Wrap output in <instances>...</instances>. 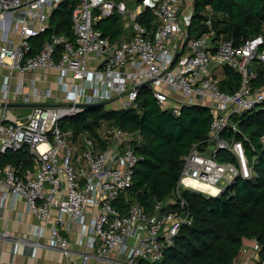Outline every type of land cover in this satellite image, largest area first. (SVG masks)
<instances>
[{"label": "built area", "instance_id": "2783aa9c", "mask_svg": "<svg viewBox=\"0 0 264 264\" xmlns=\"http://www.w3.org/2000/svg\"><path fill=\"white\" fill-rule=\"evenodd\" d=\"M64 1L0 0L1 104H40L52 98L50 91L42 95L35 88L24 93L22 81L12 86L14 73L53 71L62 93L53 106L31 109L23 123L15 121L12 109L3 107L0 116V155L27 149L33 163L23 176L11 165L0 166L2 206L6 199L24 200L26 212L37 221L33 230L38 237L51 212L58 215L46 245L17 239L13 247L70 254L62 229L67 216L79 227L78 245L91 250L81 253L83 262L158 263L179 230L192 224L182 196L190 191L189 181L207 188L193 192L215 198L221 191L233 195L238 179L253 176L257 157L248 159L245 143L254 148L245 136L237 140L235 134L243 114L264 111V33L239 47L213 33L189 36L193 0H77L71 38L52 34L30 55L33 40L49 30L54 10ZM114 14L121 18L123 35L112 43L96 26ZM143 16L148 25L138 22ZM225 69L240 77L230 92L219 88ZM145 82L150 85L142 89L162 111L178 117L183 108L197 106L212 116L205 143L193 144L182 156L171 198L155 203L151 214L128 197L141 160L135 151L141 144L139 131L102 125V147L85 134L61 128L62 121L85 110L76 108L79 104L106 102L109 109L136 110L138 88ZM260 141L264 144V136ZM220 152L227 161L217 160ZM120 199L127 204L124 212L115 206ZM230 264H264L258 242L243 240Z\"/></svg>", "mask_w": 264, "mask_h": 264}, {"label": "trees", "instance_id": "16d2710c", "mask_svg": "<svg viewBox=\"0 0 264 264\" xmlns=\"http://www.w3.org/2000/svg\"><path fill=\"white\" fill-rule=\"evenodd\" d=\"M76 4L77 0H66L54 10L49 30L33 40L30 55L36 54L52 34L71 38V16ZM192 9L189 36L213 33L216 38L222 36L239 47L264 33V0H193ZM138 22L148 25L149 20L143 16ZM96 27L112 43L123 35V23L115 14L99 21ZM225 75L219 84L220 90L230 92L239 86L240 77L235 71L225 69ZM137 103L136 110L85 109L62 121L61 128L75 135L85 134L102 147L105 143L98 133L102 125L108 129L139 131L141 144L135 151L141 160L134 169L128 197L151 214L155 203L171 198L182 168L181 158L193 144L205 143L212 116L208 109L194 106L183 108L180 116L174 117L157 106L147 89L139 92ZM237 126L239 133L235 134V139L245 136L254 148L252 151L245 143L248 159L257 157L253 176L238 179L233 195L225 192L206 198L197 192L183 191L192 224L179 230L173 245L155 264H230L242 241L250 239L258 242L264 257V144L260 141L264 136V111L243 114L237 119ZM6 165L15 167L20 176L33 169L27 149L0 155V166ZM115 206L124 212L127 204L120 199Z\"/></svg>", "mask_w": 264, "mask_h": 264}, {"label": "crops", "instance_id": "0c3cea01", "mask_svg": "<svg viewBox=\"0 0 264 264\" xmlns=\"http://www.w3.org/2000/svg\"><path fill=\"white\" fill-rule=\"evenodd\" d=\"M3 73L4 71L0 70V83L1 75ZM43 74H48L46 77L52 76L53 79H55V73L53 71L41 70L27 74L14 73L11 84L14 86L22 81L23 85L27 84V87L30 90L28 91L27 89V92H25L23 86L24 93L29 94L35 88L39 94L43 95L46 91H49L46 90L44 93H40V90L37 88L38 86H43L37 81L38 78H40V76ZM50 100L51 99L42 101L40 104H49L48 101ZM15 109H12V114L15 117V121L18 123L25 122L30 112L25 115H16L14 113ZM3 111L4 108L2 107L0 98V116L2 115ZM4 123L6 124V122ZM57 216V212L53 210L51 212V219L46 225L43 236L38 237L33 230L34 225L37 224V221L32 214L26 212L25 201L20 199L13 202L11 199H6L2 206L0 192V264H114L93 258L83 262L81 253H91V250L87 247H80L78 245L79 227L75 221L67 216L63 219L62 229L64 236L69 241L70 254L65 255L60 251L48 248H38L35 252H32L21 244L15 248L13 247V242L17 239H25L29 242H38L41 245H46L49 241L48 229L57 219ZM13 248L15 249L14 252Z\"/></svg>", "mask_w": 264, "mask_h": 264}, {"label": "rangeland", "instance_id": "374dc122", "mask_svg": "<svg viewBox=\"0 0 264 264\" xmlns=\"http://www.w3.org/2000/svg\"><path fill=\"white\" fill-rule=\"evenodd\" d=\"M189 8L191 9V4H189ZM46 75H48V74H45V75L43 74L42 76H40V78H38L37 81L43 86H41V87L38 86L37 88H38V90H40V93H44L46 90L51 91L53 99L51 98V100L48 101V102H49L50 105H53L52 104L53 102L59 101V98L62 97V93L57 89L55 79H53L52 76L46 77ZM23 86H24L25 92H27L26 91L28 89L27 84H25ZM28 91H30V90L28 89ZM255 110H258V108H255ZM29 112H31V109H29V108H20V109H15L14 110V113L16 115L17 114L18 115H25V114H28ZM105 132H106L105 135L107 136V134H108V129L107 128L105 129ZM222 157H223V152H220L218 154L217 160H221Z\"/></svg>", "mask_w": 264, "mask_h": 264}, {"label": "water", "instance_id": "95a60500", "mask_svg": "<svg viewBox=\"0 0 264 264\" xmlns=\"http://www.w3.org/2000/svg\"><path fill=\"white\" fill-rule=\"evenodd\" d=\"M150 85V82L143 83L138 89L146 88ZM53 105L50 104H36V103H8L6 105H2V107L8 108V109H15V108H45V107H51ZM97 107H107L106 102L102 103H96V104H79L76 105V108H83V109H90V108H97ZM212 149V147H211ZM224 192L221 191L220 195H223Z\"/></svg>", "mask_w": 264, "mask_h": 264}, {"label": "bare ground", "instance_id": "6f19581e", "mask_svg": "<svg viewBox=\"0 0 264 264\" xmlns=\"http://www.w3.org/2000/svg\"><path fill=\"white\" fill-rule=\"evenodd\" d=\"M188 185H189L190 191H198V190L203 191V190L207 189V188L203 187L202 185H200L199 183H197L196 181H189Z\"/></svg>", "mask_w": 264, "mask_h": 264}]
</instances>
